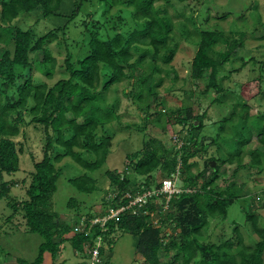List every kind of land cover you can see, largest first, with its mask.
I'll use <instances>...</instances> for the list:
<instances>
[{"label":"trees","instance_id":"trees-1","mask_svg":"<svg viewBox=\"0 0 264 264\" xmlns=\"http://www.w3.org/2000/svg\"><path fill=\"white\" fill-rule=\"evenodd\" d=\"M67 1L73 2L71 13L63 14L62 11L70 9V5L62 9ZM84 1L0 0V202L6 201L13 212L8 220L13 217L17 220L15 228L42 239L34 260L20 258L17 264H42L45 254L55 260L67 241L74 251L83 253L85 259L81 264L89 260L91 251L96 248L102 263L108 264L104 256L106 251L111 252L123 234L134 237L135 251L144 264H264V227L254 213L245 216L257 237L254 246L245 244L236 223L231 226V236L225 235L219 242L209 241L210 224L224 225L228 207L245 191V183L237 184L234 177L247 168L259 173L264 163V126H259V118L264 116H250V103L260 93L261 78L245 85L241 93L225 90L219 76H223L225 66L243 48L246 33L242 30L235 32L238 39L232 33L200 27L192 20V15L186 16L187 20L180 22L182 24L178 27L186 40H196L190 77L194 80L206 78V90L214 89L218 95L213 102L231 109L225 120L232 125L235 135L230 139L221 135L215 139L199 138L194 132L204 128L206 112L195 114L190 107L178 112L170 109L154 111L152 114L167 115L169 120L174 117L180 127L179 136L188 135L187 141L184 139L176 148V140H173L175 143L169 149L160 140L149 138L144 140L143 150L126 154L121 171H106L104 175L110 181L109 188L100 199L99 210L83 217L81 232L74 233L57 212H52V199L62 170L59 164L67 157L92 173L104 165L115 146L114 131L110 133L107 129L120 120L119 100L108 98L116 84L141 74L128 94L145 119L151 115L150 99L156 105L164 106V101L159 98V89L163 85L162 69L157 63L170 64L178 50L173 39V15L168 10L175 9L173 1L183 3L186 0H164V5H156L154 0H97L101 10L99 17L85 16L81 21L83 31L72 44L68 38V23L79 15ZM118 6L127 9L133 22L125 31H119L113 25L111 30L114 32L105 33V20ZM252 9L257 11V5ZM35 12L44 19H65V24L44 34H37L30 27H20L18 20ZM183 14L184 10L175 16ZM229 14L232 15L227 12L219 18L224 19ZM239 19L246 23L243 15ZM15 20L18 26L13 25ZM118 20L123 22L120 17ZM262 38L264 36L255 39ZM56 39L58 44H63L66 54L61 63L47 47L49 41ZM81 48H84L82 53L79 52ZM38 53L42 58L35 60ZM239 59L242 67L254 60L252 57ZM147 64L149 66L144 70ZM57 69L62 76L52 85L35 76L39 71L51 79ZM236 71L238 69L228 72ZM172 76L176 80L177 73L173 72ZM253 86L257 90L252 91ZM237 117L244 121L248 119L255 133L249 130L248 138L239 142L237 149L228 152L223 159L210 155L206 158L209 146L215 143L218 149H223L240 137L239 128L235 132ZM246 122L244 124L248 126ZM126 127L145 132L147 122L144 120ZM101 129L102 135L97 134ZM254 134L258 146L245 152ZM19 135L24 139L22 142L15 140ZM207 140L210 143L205 145ZM190 145L195 150L190 151ZM89 154L93 155L92 160L86 157ZM245 157L249 158L247 164L243 162ZM199 160L203 161L201 170H198ZM212 163H215L214 167ZM225 165H235L231 174L233 179L225 187H220L216 182L220 167ZM195 169L197 171L193 173ZM157 171L165 179L174 180L181 189L166 203L165 194H156L162 186V182L156 184L154 175ZM67 181L84 195L93 194L98 187V179L87 173L67 178ZM110 191L111 196H106ZM150 192L152 195L142 207L126 208L137 193ZM157 199L165 204L163 209L154 205ZM80 203L85 202L71 196L67 205L76 207ZM122 207L126 209L116 217H110ZM164 210L168 212L163 213ZM154 212L162 217L158 226L151 222V213ZM168 226L176 228L178 235L167 234L163 227ZM67 234H71L69 238ZM161 253L165 257L163 261L160 260Z\"/></svg>","mask_w":264,"mask_h":264},{"label":"rangeland","instance_id":"rangeland-1","mask_svg":"<svg viewBox=\"0 0 264 264\" xmlns=\"http://www.w3.org/2000/svg\"><path fill=\"white\" fill-rule=\"evenodd\" d=\"M156 5H164V0H154ZM73 2H64L62 9H67L70 5V9L62 11L63 14L71 13V6ZM175 9L169 8V13L173 15V39L178 44V50L173 57L170 64H164L162 61H158L159 67L162 69L163 85L159 89V98L164 101V106L156 105L150 99V113L151 115H145L138 109V105L133 102V99L128 94L132 90V84L136 79L141 76L137 73L130 79L124 80L116 84L108 94L110 100L117 98L119 100L118 114L120 120L116 123L109 125L108 132L114 131L112 151L107 157L104 165L95 172H86L79 165L74 163L70 158H65L59 166H61V175L57 182V191L52 199V212L55 211L59 214V218L64 223H67L69 228H72L74 233L81 232L84 228L82 223L83 217L92 211H98L100 207V199L104 196V191L109 188V179L104 175L108 170L121 171L124 168V162L126 154L133 153L139 150H143L144 140L149 138H155L160 140L167 148L171 149L176 140L177 146L180 147L184 139L187 141L188 135L184 138L179 136L180 127L175 123V118L168 119L167 115L152 114L154 111H162V109H170L174 112L183 110L190 107L194 110L195 114H201L206 112L204 118V128L199 132H194L199 138L205 136L210 138H216L219 135L229 138L235 135L232 125H228L225 118H227L231 112V109L227 106L218 105L213 100L218 96L214 89L206 90L208 81L205 79L194 80L190 77V64L192 57L196 51V40H186L178 31V27L185 22V17L192 15V20L198 22L200 27L206 26L207 28H215L222 32L233 34L234 38H238L240 30L246 33V39L243 48L237 51L236 58L225 66L222 75L219 76L225 90L232 92L233 94L241 93V90L245 85H248L256 78L260 77L261 82L259 85L260 93L255 96L251 101L250 116L258 115L264 116V38L256 40V36H264V0H186L183 3L172 2ZM257 5V11L252 9V6ZM185 6V7H184ZM184 8V9H183ZM183 16H175L183 12ZM100 5L97 0H85L81 11L77 17L70 23H68V38L72 44L79 39L80 33L83 31L81 26L82 19L85 16L91 15L93 18L99 17ZM207 11V14H206ZM231 12L232 15H227L224 19H220L219 16L223 13ZM243 15L246 23H243L241 18ZM260 17H259V16ZM22 17V16H21ZM91 17V18H92ZM122 18L123 22H120L118 18ZM90 18V19H91ZM208 18L207 21L205 19ZM260 18V19H259ZM105 33H112L111 26L115 25L119 31H125L133 21L130 20V15L123 7H114L106 18ZM182 22V23H180ZM20 27H30L36 31L37 34H44L47 31L55 29L65 24V19L59 20L57 18H42L39 13L35 12L32 15L20 18L18 20ZM17 21H13V25L18 26ZM77 24V25H76ZM180 24V25H179ZM22 25V26H21ZM76 25V26H74ZM79 26V28H74ZM190 30L192 26L188 22ZM114 32V31H113ZM60 32H58L59 34ZM261 38V37H260ZM58 40L49 41L47 47L51 50L53 55L61 63L65 57V50L62 43L58 44ZM85 45V43H84ZM2 47V46H1ZM84 48H81L79 52H83ZM2 49L0 48V51ZM78 52V51H77ZM254 58L252 61H248L244 67L241 66L239 58ZM42 54L35 55V60H40ZM149 64L143 69L147 70ZM232 69H238L236 72L229 73ZM173 72L177 73L176 80H173ZM35 76L41 80L46 81L49 85H52L59 78L61 73L59 69L54 73L51 79L44 77L39 71L35 72ZM252 87V85H251ZM257 90V87L253 86L252 91ZM206 91V93H204ZM230 92L227 96L230 98ZM124 93L128 94L125 95ZM164 112V111H162ZM240 117L235 118L236 123L235 132L239 128L240 137L230 142V145L223 149H218L217 144L209 146L207 149L208 156L223 159L228 152H234L237 149L239 142H244L248 138V131L251 130L255 133L254 128L251 126L248 119L246 121L240 120ZM144 120L147 122V128L145 132H139L135 129H127L128 124L142 123ZM257 122V119H255ZM248 126H245V123ZM264 126V118H259V126ZM234 127V126H233ZM223 130V131H222ZM232 130V131H231ZM103 131L98 130L97 134L102 135ZM188 134V133H187ZM251 137L249 145L245 147L247 152L258 146L255 134ZM183 138V139H182ZM16 141L22 142L24 139L21 135L15 138ZM210 140L204 141V144H209ZM190 151L195 150V147L189 146ZM179 155V154H178ZM177 156V154H176ZM88 159L92 160L93 155H88ZM198 170L202 169L203 161L199 160ZM243 162L247 164L249 158L245 157ZM233 166H222L219 170V178L216 184L220 187H225L232 181ZM196 169L193 173H196ZM257 170L247 168L242 170L243 173L237 174L234 177L237 184L245 183L244 192L241 193L242 197L236 200L227 209V218L224 220L221 229L217 225L214 226V222L209 227L210 242H219L220 239H224L225 235L231 236V226L236 223L240 227V232L244 238V242L248 246H254L257 237L253 234L250 228V223L246 222V213H254L258 215L259 223L264 227V163L259 173ZM87 173L93 178L98 179L97 190L90 195H84L78 193L67 181V178L79 176ZM156 184L166 180L160 171L155 173ZM137 179V178H135ZM142 180V178L140 179ZM111 191L106 196H111ZM77 197V199L85 202L76 207H69L68 199L70 197ZM162 204V205H161ZM154 205L160 209L165 207V204L161 200L154 201ZM163 209V208H162ZM168 210H164L163 213H167ZM13 212L7 206L6 201L0 202V264H17V259H26L27 261H33L38 250V246L42 242L40 236L36 234H24L21 230L15 228L17 220L11 217ZM172 215L175 218V213ZM17 219V218H16ZM162 219L158 212L151 213V222L155 225H159V221ZM8 220V221H7ZM60 221V220H59ZM219 225V224H218ZM167 234L178 235V230L173 226L163 227ZM71 234H67L69 238ZM135 239L131 235H120L113 246L112 251L109 250L105 253V259L108 264H144L142 258L137 255L135 248ZM264 257V254H263ZM162 253L160 260L163 261ZM83 253H79L73 250L70 241L65 242L62 245L60 255L57 259L53 260L50 255L45 254V258L42 264H81L84 262ZM103 264V263H102ZM199 264V263H196Z\"/></svg>","mask_w":264,"mask_h":264},{"label":"built area","instance_id":"built-area-1","mask_svg":"<svg viewBox=\"0 0 264 264\" xmlns=\"http://www.w3.org/2000/svg\"><path fill=\"white\" fill-rule=\"evenodd\" d=\"M180 192H181V189L175 185L174 180L166 179L162 182L161 189H160V191L156 192V194H158V193L165 194L166 198H167L165 200V203H166V201H168L172 195L180 193ZM153 193H154V191H153ZM151 195H152V192L143 193V194L137 193L135 195V197L133 198V200L130 202V205L127 206L126 208H129L130 206H133V205H138V207H142L147 202V199ZM126 208L122 207V208L118 209L117 211L112 212L110 217H116L121 211H123ZM103 220L105 221V219H103ZM85 264H102V259H101V256H100L97 248L91 251L90 258H89V260L86 261Z\"/></svg>","mask_w":264,"mask_h":264},{"label":"water","instance_id":"water-1","mask_svg":"<svg viewBox=\"0 0 264 264\" xmlns=\"http://www.w3.org/2000/svg\"><path fill=\"white\" fill-rule=\"evenodd\" d=\"M212 167H214L215 166V163H212V165H211Z\"/></svg>","mask_w":264,"mask_h":264}]
</instances>
